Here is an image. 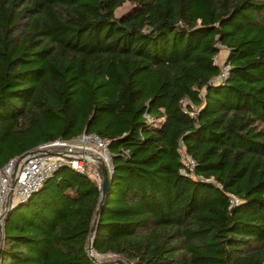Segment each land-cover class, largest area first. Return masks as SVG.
I'll return each instance as SVG.
<instances>
[{
    "label": "trees",
    "instance_id": "obj_1",
    "mask_svg": "<svg viewBox=\"0 0 264 264\" xmlns=\"http://www.w3.org/2000/svg\"><path fill=\"white\" fill-rule=\"evenodd\" d=\"M82 132L112 155L93 251L264 264V0H0V167ZM100 194L60 167L4 216L0 264H97Z\"/></svg>",
    "mask_w": 264,
    "mask_h": 264
},
{
    "label": "built area",
    "instance_id": "obj_2",
    "mask_svg": "<svg viewBox=\"0 0 264 264\" xmlns=\"http://www.w3.org/2000/svg\"><path fill=\"white\" fill-rule=\"evenodd\" d=\"M223 60L220 61L218 57L214 58L216 63L220 61L221 67L214 81L220 82L228 74V67L224 65ZM146 118L151 122L147 115ZM178 153L182 163L179 172L183 175L194 176L196 161L187 154L183 146L179 147ZM98 158L103 161L110 176L112 155L108 148V141L95 133L82 132L76 137L57 138L38 145L33 152L19 161L16 171L17 157L10 159L0 167V219L3 220L6 213L16 204L27 200L63 166H69L85 174L95 181L101 191L102 175L96 165ZM229 201L231 204H236L238 198L230 195Z\"/></svg>",
    "mask_w": 264,
    "mask_h": 264
},
{
    "label": "water",
    "instance_id": "obj_3",
    "mask_svg": "<svg viewBox=\"0 0 264 264\" xmlns=\"http://www.w3.org/2000/svg\"><path fill=\"white\" fill-rule=\"evenodd\" d=\"M31 152H33V150L26 151L17 157V162L15 164V171L17 169L19 161ZM96 165H97V167H98V169L102 175V186H101L100 199H99V202L97 205V209L95 211L94 218H93L92 223H91L90 234L88 237V245H87L88 256L95 263H97V261L95 260L94 256L91 254V252L93 251V240H94V235H95V230H96V225L98 222L99 214H100L102 205L104 203V199L106 196V192H107L108 184H109V179H110V176L108 174V170H107L105 164L103 163V161L101 159H99V158L96 159ZM6 206H7V204H6ZM2 223H3V220L0 219V242L2 239ZM112 264H127V263L123 259L118 258Z\"/></svg>",
    "mask_w": 264,
    "mask_h": 264
},
{
    "label": "rangeland",
    "instance_id": "obj_4",
    "mask_svg": "<svg viewBox=\"0 0 264 264\" xmlns=\"http://www.w3.org/2000/svg\"><path fill=\"white\" fill-rule=\"evenodd\" d=\"M130 8L129 4L123 5V7L119 8L117 10V14H120ZM225 56V49H221V53L219 55V60L222 61ZM91 254L94 256L95 260L97 261V264H112L115 262L116 259L120 258L119 256L113 255V254H98L95 251H92Z\"/></svg>",
    "mask_w": 264,
    "mask_h": 264
}]
</instances>
